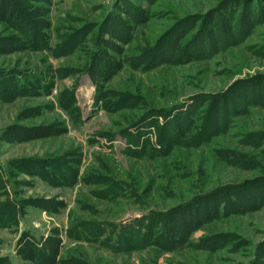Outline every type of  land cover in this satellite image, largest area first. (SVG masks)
<instances>
[{
	"label": "rangeland",
	"instance_id": "rangeland-1",
	"mask_svg": "<svg viewBox=\"0 0 264 264\" xmlns=\"http://www.w3.org/2000/svg\"><path fill=\"white\" fill-rule=\"evenodd\" d=\"M0 264H264V0H0Z\"/></svg>",
	"mask_w": 264,
	"mask_h": 264
},
{
	"label": "trees",
	"instance_id": "trees-1",
	"mask_svg": "<svg viewBox=\"0 0 264 264\" xmlns=\"http://www.w3.org/2000/svg\"><path fill=\"white\" fill-rule=\"evenodd\" d=\"M117 236V235H116Z\"/></svg>",
	"mask_w": 264,
	"mask_h": 264
}]
</instances>
